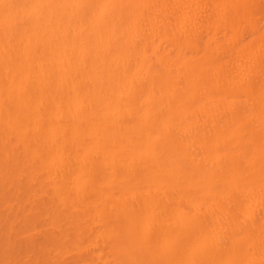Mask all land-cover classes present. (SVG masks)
<instances>
[{
  "label": "bare ground",
  "instance_id": "obj_1",
  "mask_svg": "<svg viewBox=\"0 0 264 264\" xmlns=\"http://www.w3.org/2000/svg\"><path fill=\"white\" fill-rule=\"evenodd\" d=\"M0 264H264V0H0Z\"/></svg>",
  "mask_w": 264,
  "mask_h": 264
}]
</instances>
